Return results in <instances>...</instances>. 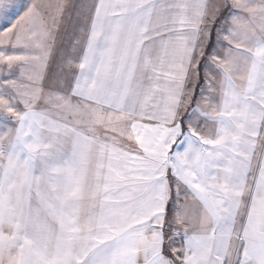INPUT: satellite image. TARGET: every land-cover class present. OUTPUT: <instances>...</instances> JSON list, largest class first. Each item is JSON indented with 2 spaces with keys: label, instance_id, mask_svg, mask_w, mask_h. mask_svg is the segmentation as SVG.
<instances>
[{
  "label": "snow or ice",
  "instance_id": "1",
  "mask_svg": "<svg viewBox=\"0 0 264 264\" xmlns=\"http://www.w3.org/2000/svg\"><path fill=\"white\" fill-rule=\"evenodd\" d=\"M0 264H264V0H0Z\"/></svg>",
  "mask_w": 264,
  "mask_h": 264
}]
</instances>
